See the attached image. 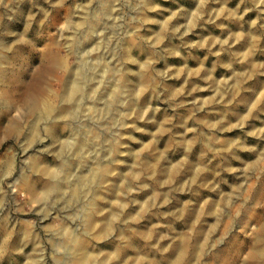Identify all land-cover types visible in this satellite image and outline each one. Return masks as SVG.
Returning a JSON list of instances; mask_svg holds the SVG:
<instances>
[{
	"label": "rangeland",
	"instance_id": "374dc122",
	"mask_svg": "<svg viewBox=\"0 0 264 264\" xmlns=\"http://www.w3.org/2000/svg\"><path fill=\"white\" fill-rule=\"evenodd\" d=\"M4 42L13 63L0 98L33 85L52 54L40 84L56 107L71 69L85 73L81 105L88 91L121 95L106 112L85 103L84 115L80 105L42 123L31 143L8 129L14 118L30 125L32 91L8 110L0 101L2 241L24 237L25 257L37 252L40 264H80L82 248L92 264H264V0H0ZM78 131L86 161L109 172L79 201L70 176L33 205L32 188L49 181L30 169L34 157L60 180L72 164L88 173L60 146ZM11 247L0 264L24 259Z\"/></svg>",
	"mask_w": 264,
	"mask_h": 264
},
{
	"label": "bare ground",
	"instance_id": "6f19581e",
	"mask_svg": "<svg viewBox=\"0 0 264 264\" xmlns=\"http://www.w3.org/2000/svg\"><path fill=\"white\" fill-rule=\"evenodd\" d=\"M104 9H105V13H108V8L105 7ZM73 44H75V42ZM0 45L2 51L7 52L9 50L7 43L4 42L1 43ZM9 58L10 57L5 53L3 55L0 54V87L4 88V90L5 87H7V80H6L7 72L9 70L10 65L13 63L10 61ZM56 61H57L56 54H52L49 60L47 61V63L43 65V71L41 70V68L38 71L39 78L30 87H26L24 89L19 88L18 93L15 92L12 96L6 95L5 92H3V94L1 95L0 98L1 105L4 108H6V110H8L13 108L15 104L24 97V94L26 93L27 90L28 92L29 90L32 91L30 92V98L32 101V107L30 112L32 116V121L30 125L25 126L21 118H14L11 127L8 129L9 131L8 133L16 136L18 139L26 138L27 142L31 143L34 141L33 136L35 137L39 133L42 123H48L49 121H54V120L58 121L64 118L74 117L76 114H78L76 112V107H80L81 105L80 99L84 89L86 88V85L85 87L83 85L85 80V73L83 71H79V70L76 71L73 69L70 70L69 76L64 81V91L61 96L62 105H60L59 107L55 106L54 102L52 101L51 95L48 92H46V90L43 89V87L40 84L41 77L53 72V70L55 69ZM103 78L104 77H102V79ZM100 79H101V75L95 74L92 77L91 81L97 82ZM110 82H111V78H107L106 85H108ZM85 95H86L85 103H89L90 109L94 108L95 110H98V112L100 113L109 110L107 103L105 105V101H107L108 98H112L114 99V101H116L118 100L121 94L119 92V87H115L112 91H106V88L103 89L98 93V96H93L90 91H88ZM85 103L81 105L80 107L81 111L79 115L80 114L84 115V113L86 112L87 108ZM51 131L52 129H50V133ZM76 135H79L80 137L76 138ZM51 137H52L51 139L54 140V142L57 140L53 132L51 133ZM73 139L74 140L71 144L69 142L64 141L60 144V146L62 147L63 151H68L72 149L73 152L76 154V156L79 158L80 167H84L85 170L88 171V173L76 174L72 171L75 168L74 164L72 165L69 164L70 166L66 168L65 177L62 178V180H60L57 177V173L55 172V169H52L51 167H43L42 169H40L41 168L40 160L38 157H34L30 163V169H32L34 174L46 176V178L49 179V181L47 182V185L45 187L41 188V185H36L35 187L32 188V195L30 200L31 202H33V205L39 204L41 201L45 202L47 199H49L51 190L53 189L51 186H49L51 184L50 182H56V184H58L59 181L69 182L68 180L71 178L70 176H72L71 179L73 181L71 182L72 195L73 197H77V201H79L81 197L87 196V193L92 192L91 187L86 186L85 185L86 183L88 184L89 183L93 184L94 182L99 183V181L103 177L102 175H104L105 172L106 173L109 172L108 170L106 171L104 169L102 170L101 166L97 162H94V165L92 166L89 164L88 161H86L88 155H86L85 152V148H86L85 134L81 133L80 131L75 132L73 134ZM112 147H116V145H112ZM5 167L10 168V162L6 163ZM58 193L61 194V198L65 197L64 191L62 190L61 187H58ZM98 199L95 201L99 202ZM93 209H95V207ZM85 217H86V224H85L86 228L90 231L96 229L97 224L94 221L93 212L87 210V212H85ZM109 217H110L109 213H107L106 216L100 220L101 230L105 231V233L106 231L107 233H109L108 232V229L110 227ZM140 232L138 233V235L143 240V242H145L147 246L150 247L154 241L151 228H148V230L146 228L145 230H142L141 233ZM10 237L11 236L9 235L5 240L2 241L1 240L2 236L0 234V241H2V245L0 246L1 248L10 249V247L12 246L10 244L8 245ZM62 243L64 246H66L67 254H70V244H68L65 240ZM54 244L57 243L54 242ZM23 246H24V237H21L20 240H18L17 243H15L14 246L11 247V249H19L22 253L21 256L24 258L21 261L18 260L16 264H40L39 263L40 258L38 257L37 252H35L33 257L29 259L25 257L26 256L25 252L22 249ZM34 246H37V243H35ZM80 255L82 257L81 260L82 262L80 264H92L93 253H90L86 249L82 248ZM0 258H1V254H0ZM25 258L27 259V261H24ZM55 261L60 262V258L58 257ZM144 261L145 260L139 262L138 264H148V262H144ZM114 264H117V262L115 261Z\"/></svg>",
	"mask_w": 264,
	"mask_h": 264
}]
</instances>
